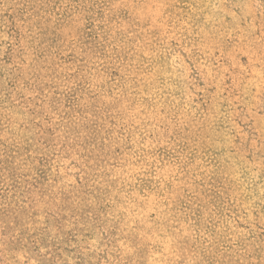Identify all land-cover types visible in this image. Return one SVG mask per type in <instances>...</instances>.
<instances>
[{"label":"rangeland","instance_id":"1","mask_svg":"<svg viewBox=\"0 0 264 264\" xmlns=\"http://www.w3.org/2000/svg\"><path fill=\"white\" fill-rule=\"evenodd\" d=\"M0 264H264V0H0Z\"/></svg>","mask_w":264,"mask_h":264}]
</instances>
